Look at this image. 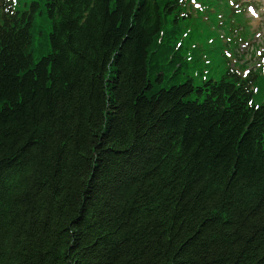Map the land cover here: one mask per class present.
<instances>
[{
    "label": "trees",
    "instance_id": "trees-1",
    "mask_svg": "<svg viewBox=\"0 0 264 264\" xmlns=\"http://www.w3.org/2000/svg\"><path fill=\"white\" fill-rule=\"evenodd\" d=\"M16 4L0 0V264H264L257 70L197 84L174 54L185 0Z\"/></svg>",
    "mask_w": 264,
    "mask_h": 264
},
{
    "label": "rangeland",
    "instance_id": "rangeland-1",
    "mask_svg": "<svg viewBox=\"0 0 264 264\" xmlns=\"http://www.w3.org/2000/svg\"><path fill=\"white\" fill-rule=\"evenodd\" d=\"M16 1L17 10L28 9L30 0ZM180 15L174 54H184L195 82L219 79L230 67L243 76L257 70L254 103H264V0H185ZM37 22L39 39L50 24L41 17ZM40 55L38 48L35 62Z\"/></svg>",
    "mask_w": 264,
    "mask_h": 264
}]
</instances>
